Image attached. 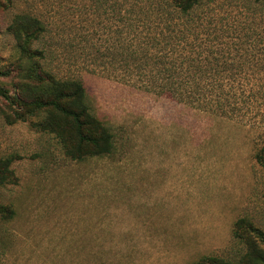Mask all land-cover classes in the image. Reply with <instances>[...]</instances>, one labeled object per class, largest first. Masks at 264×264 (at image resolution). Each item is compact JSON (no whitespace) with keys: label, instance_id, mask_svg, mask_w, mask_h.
<instances>
[{"label":"rangeland","instance_id":"374dc122","mask_svg":"<svg viewBox=\"0 0 264 264\" xmlns=\"http://www.w3.org/2000/svg\"><path fill=\"white\" fill-rule=\"evenodd\" d=\"M157 2L0 6V85L14 95L10 25L20 14L37 17L45 31L33 46L43 64L83 82L114 142L109 155L73 160L35 120L8 119L14 107L0 97V157L15 158L16 177L0 189V204L15 211L0 217V264H195L237 254L240 218L264 232V167L256 159L264 146V0H206L195 15L218 25L209 42L220 53L207 70L217 73L219 90L237 94L226 112L163 92L172 81L189 86L190 73L187 64L180 76V67L173 71V25L154 14ZM156 27L166 33L159 43Z\"/></svg>","mask_w":264,"mask_h":264},{"label":"trees","instance_id":"16d2710c","mask_svg":"<svg viewBox=\"0 0 264 264\" xmlns=\"http://www.w3.org/2000/svg\"><path fill=\"white\" fill-rule=\"evenodd\" d=\"M8 2L11 0H2L0 6ZM205 2L158 0L152 9L157 18L161 15L166 17H162L166 27H170L169 23L173 25V30H170L172 35H169L172 40L169 54L174 61V73L180 67L177 76L183 74L185 64L190 73L189 86L172 81L163 92L179 102L204 111L226 112L225 107L233 106L237 94L225 93L221 85L219 90L216 84L221 80H218L217 73L214 69L207 70L208 64H214V58L220 51L217 43L209 42V37L219 30L218 25L215 26L211 20L212 15L201 18L198 14L195 17ZM164 30L163 27L155 29L158 43L160 36H164ZM44 31V23L28 14L17 15L9 27L18 56L12 70L16 73L14 95L0 85V97L14 107L13 115L5 116L14 121L33 123L35 120L34 125L39 130L53 134L62 144L65 154L73 160L111 154L113 134L92 112L83 82L74 77L61 78L49 71L42 62L43 52L33 46ZM215 38L218 36L212 39ZM176 61L180 62L179 66ZM256 159L264 167V146L259 149ZM14 160V157H0V189L16 182L12 169ZM14 214L13 209L0 204L1 218L11 219ZM233 241L238 249L233 258L206 256L195 264H264V232L252 220L240 218L236 221Z\"/></svg>","mask_w":264,"mask_h":264}]
</instances>
